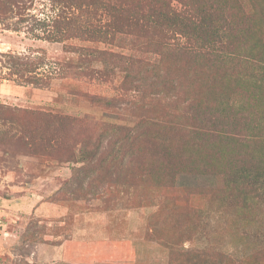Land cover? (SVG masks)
Masks as SVG:
<instances>
[{"label": "rangeland", "instance_id": "obj_1", "mask_svg": "<svg viewBox=\"0 0 264 264\" xmlns=\"http://www.w3.org/2000/svg\"><path fill=\"white\" fill-rule=\"evenodd\" d=\"M22 1L19 13L0 12V264H264V199L228 194L214 152L193 154L206 161L204 172L187 167L166 187L156 185L164 175L160 166L152 170L150 152L140 169L109 158L84 168L75 161L78 145L52 146L58 136L49 126L51 115L117 125L109 133L114 137L119 126L132 137L156 123L168 127L165 135L180 137L183 131L173 125L189 127L196 120L179 103L180 82H168L165 92L162 78L150 73L145 83L124 81L138 68L108 55L92 64L100 73L91 78L58 74L59 62L78 59L69 44L131 53L157 72L153 53L141 46L140 25L126 26L131 33L122 34L120 46L51 42L42 37L44 23L55 15L50 1ZM234 2L238 12L250 9L248 0ZM12 59L25 62L19 65L23 76ZM36 77L47 84L26 80ZM97 96L111 104L92 98ZM208 98L212 102L213 95ZM40 142L45 146L35 144ZM101 151L110 148L104 143ZM174 151H163L164 159Z\"/></svg>", "mask_w": 264, "mask_h": 264}, {"label": "trees", "instance_id": "obj_2", "mask_svg": "<svg viewBox=\"0 0 264 264\" xmlns=\"http://www.w3.org/2000/svg\"><path fill=\"white\" fill-rule=\"evenodd\" d=\"M49 1L55 15L49 24L44 23V39L62 44L76 39L117 46L122 34L131 33L127 27L140 25L145 38L141 46L153 53L152 64L158 70L153 72L149 62L131 53L99 48L90 51L69 44L65 46L72 48L69 51L77 53L78 59L74 63L59 62L61 77L91 78L100 73L92 64L108 55L117 64L138 68L126 73L124 81L145 83L150 73L162 78L165 92L170 89L166 87L168 82H180L179 103L196 120L189 127L173 125L183 131L180 137L165 135L168 127L159 128L156 123V128L148 125L141 138L129 137L125 126L118 125L121 133L114 137L109 133L117 125L91 118L82 125L73 117L51 115L49 126L58 136L53 147L78 145L75 161L84 168L95 160L109 158L119 164L127 160L126 169L130 165L140 169L150 152L155 157L152 170L160 166L164 175L156 185L166 187L174 186L176 174L187 167L191 168L189 172L203 173L206 161L192 155L211 151L220 165L228 194H260L264 199V0H248L250 9L246 12H238L234 0H150L145 5L128 0ZM23 2L0 0V12L7 16L19 13L17 8ZM17 60H11L12 66L15 73L23 76L19 65L25 62ZM26 80L48 82L37 77ZM211 95L212 102L208 98ZM92 98L111 104L101 96ZM40 143L35 144L45 146ZM104 143L110 148L108 153L101 151ZM153 146L158 150H151ZM171 149L175 151L164 159L162 152ZM149 169L143 170L145 175ZM213 261L215 264L216 259Z\"/></svg>", "mask_w": 264, "mask_h": 264}, {"label": "crops", "instance_id": "obj_3", "mask_svg": "<svg viewBox=\"0 0 264 264\" xmlns=\"http://www.w3.org/2000/svg\"><path fill=\"white\" fill-rule=\"evenodd\" d=\"M66 242H68L69 244H75L76 242H78V241H66ZM76 252H74L73 250H71V256H72V254H75ZM72 257H74V256H72Z\"/></svg>", "mask_w": 264, "mask_h": 264}, {"label": "built area", "instance_id": "obj_4", "mask_svg": "<svg viewBox=\"0 0 264 264\" xmlns=\"http://www.w3.org/2000/svg\"><path fill=\"white\" fill-rule=\"evenodd\" d=\"M2 224V218H1V216H0V225Z\"/></svg>", "mask_w": 264, "mask_h": 264}]
</instances>
